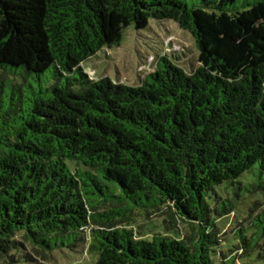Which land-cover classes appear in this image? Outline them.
Returning <instances> with one entry per match:
<instances>
[{
  "label": "trees",
  "instance_id": "obj_1",
  "mask_svg": "<svg viewBox=\"0 0 264 264\" xmlns=\"http://www.w3.org/2000/svg\"><path fill=\"white\" fill-rule=\"evenodd\" d=\"M237 1L0 0V263L86 245L95 264H234L253 251L264 264V0L229 12ZM150 19L190 32L200 65L157 52L137 85L90 77L86 60ZM250 171L263 200L224 252L215 222L234 205L216 188ZM161 208L184 233L128 228L134 210Z\"/></svg>",
  "mask_w": 264,
  "mask_h": 264
},
{
  "label": "rangeland",
  "instance_id": "obj_2",
  "mask_svg": "<svg viewBox=\"0 0 264 264\" xmlns=\"http://www.w3.org/2000/svg\"><path fill=\"white\" fill-rule=\"evenodd\" d=\"M184 1L189 6H199L202 2V0ZM253 1L255 0H247L246 3L249 4ZM242 3L243 0L242 2L239 0L234 5H230L229 12L241 10ZM157 52L161 54L173 52V55H178L176 62L188 73L200 65L199 52L190 32L181 29L173 20L150 19L146 28L137 29L134 24L124 28L122 40L118 46L101 49L84 62V67L90 77L108 75L117 81L137 85L141 76L153 70ZM34 86L36 87L35 83ZM258 183L257 174L253 175L250 171L249 176L244 173L233 183H223L216 188L220 205L223 203L234 205L230 214L216 219L215 222L217 229L222 234L219 246L222 251L227 252L238 243L239 236L234 234L236 227L245 223L254 203L263 200V192L255 189ZM169 212L172 214L174 211L161 208L149 210L146 214L143 210H134L130 214L128 228H132L136 236L148 239L155 233H170L172 235H176L178 232L184 233L185 223L174 214L169 216ZM123 224L126 223L122 222L120 226ZM32 257L35 260L30 264H95L97 258L95 254L87 250L86 245L72 249L69 247L56 249L51 254H47L45 260H41L35 254H32ZM234 264H262V261L258 259L257 251H253L249 255L236 257Z\"/></svg>",
  "mask_w": 264,
  "mask_h": 264
}]
</instances>
